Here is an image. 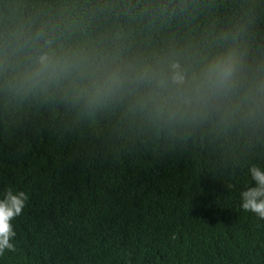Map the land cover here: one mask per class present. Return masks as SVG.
<instances>
[{
    "label": "trees",
    "instance_id": "trees-1",
    "mask_svg": "<svg viewBox=\"0 0 264 264\" xmlns=\"http://www.w3.org/2000/svg\"><path fill=\"white\" fill-rule=\"evenodd\" d=\"M233 37L264 58V0H0V192L29 194L0 264H264V220L239 195L264 166V113L169 120L14 78L45 41L195 68Z\"/></svg>",
    "mask_w": 264,
    "mask_h": 264
},
{
    "label": "clouds",
    "instance_id": "clouds-1",
    "mask_svg": "<svg viewBox=\"0 0 264 264\" xmlns=\"http://www.w3.org/2000/svg\"><path fill=\"white\" fill-rule=\"evenodd\" d=\"M233 43L207 56L197 67L179 61L142 65L92 61L83 53H68L45 41L26 54L15 80L26 91L50 84L65 87L90 107L109 104L126 95L138 107L169 120L207 119L216 114L227 120L243 114L264 113V58L251 57L248 46ZM5 60L0 59V70ZM251 183L240 192V207L264 220V166L252 164ZM232 185H229L231 188ZM29 200L23 190L0 192V255L15 251L13 221Z\"/></svg>",
    "mask_w": 264,
    "mask_h": 264
}]
</instances>
